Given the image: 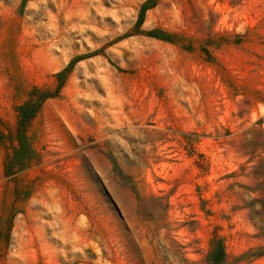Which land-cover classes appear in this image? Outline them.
<instances>
[{"label": "rangeland", "instance_id": "rangeland-1", "mask_svg": "<svg viewBox=\"0 0 264 264\" xmlns=\"http://www.w3.org/2000/svg\"><path fill=\"white\" fill-rule=\"evenodd\" d=\"M219 246L264 264V0H0V264Z\"/></svg>", "mask_w": 264, "mask_h": 264}, {"label": "trees", "instance_id": "trees-1", "mask_svg": "<svg viewBox=\"0 0 264 264\" xmlns=\"http://www.w3.org/2000/svg\"><path fill=\"white\" fill-rule=\"evenodd\" d=\"M28 107H25L27 110ZM29 109V108H28ZM225 258V252L222 248V246H219L218 249L211 254L210 261H214L217 264H220L222 261H224Z\"/></svg>", "mask_w": 264, "mask_h": 264}]
</instances>
